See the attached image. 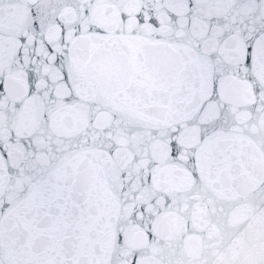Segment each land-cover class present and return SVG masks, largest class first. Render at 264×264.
I'll return each instance as SVG.
<instances>
[{
  "label": "snow or ice",
  "instance_id": "obj_1",
  "mask_svg": "<svg viewBox=\"0 0 264 264\" xmlns=\"http://www.w3.org/2000/svg\"><path fill=\"white\" fill-rule=\"evenodd\" d=\"M0 264H264V0H0Z\"/></svg>",
  "mask_w": 264,
  "mask_h": 264
}]
</instances>
